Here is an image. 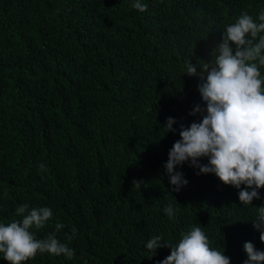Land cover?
<instances>
[{
	"label": "trees",
	"instance_id": "obj_1",
	"mask_svg": "<svg viewBox=\"0 0 264 264\" xmlns=\"http://www.w3.org/2000/svg\"><path fill=\"white\" fill-rule=\"evenodd\" d=\"M135 2L0 0V224L22 220L24 204L47 207L53 216L31 231L74 250L23 264H158L171 249L151 257L147 242L176 246L193 226L231 264L248 259L245 242L264 251L253 227L264 188L243 205L245 185L198 174L189 161L174 170L189 183L174 191L165 169L182 127L206 115L202 81L185 74V61L201 72L242 13L259 23L264 0H139L143 12ZM197 105L205 112L190 115ZM168 118L175 131L166 133ZM168 204L178 209L171 219Z\"/></svg>",
	"mask_w": 264,
	"mask_h": 264
},
{
	"label": "clouds",
	"instance_id": "obj_2",
	"mask_svg": "<svg viewBox=\"0 0 264 264\" xmlns=\"http://www.w3.org/2000/svg\"><path fill=\"white\" fill-rule=\"evenodd\" d=\"M132 7L141 12L147 10V5L139 0ZM258 20L259 23L251 15L242 13L235 23L227 26L223 42L211 53V61L200 63L201 72L198 73L190 60L185 61V74L200 76L202 81L198 91L206 104V115L200 122L182 127L180 140L169 151L165 169L174 191L189 183L182 172L174 171L175 168L190 161V166L199 168L198 174H215L223 184L237 189L245 185V189L239 191L243 205H252L253 199L260 198L258 189L264 188V76L260 71V66H264V35H260L264 33V11L260 12ZM258 36V42L254 43ZM204 112L205 109L197 105L190 115ZM174 123L173 118L167 119L166 133L175 131ZM201 158H207L208 163L200 164ZM40 170H45L43 164ZM134 184L141 183L134 181ZM164 211L171 219L178 209L168 204ZM256 213L253 227L264 242V206L256 207ZM16 214L22 220L0 224V253L8 264H23L38 253L63 255L68 259L74 256V250L61 243L55 234L37 239L31 231L33 227L39 230L46 226L53 216L51 209L29 211L24 204L16 209ZM64 227L60 222L55 225L57 232ZM75 232L73 229L67 239L71 240ZM162 247H169L171 252L158 264H231L224 250L211 246L201 226L182 233L176 246L163 242L162 236L152 237L146 245L151 257ZM244 250L248 257L244 264H264V251L257 250L252 242H245Z\"/></svg>",
	"mask_w": 264,
	"mask_h": 264
}]
</instances>
